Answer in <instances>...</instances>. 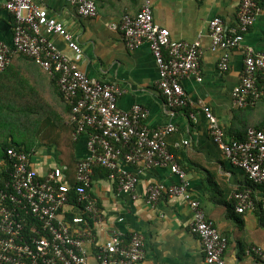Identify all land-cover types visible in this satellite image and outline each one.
I'll use <instances>...</instances> for the list:
<instances>
[{
	"label": "crops",
	"instance_id": "obj_1",
	"mask_svg": "<svg viewBox=\"0 0 264 264\" xmlns=\"http://www.w3.org/2000/svg\"><path fill=\"white\" fill-rule=\"evenodd\" d=\"M92 1L98 10L96 18H84L79 7L68 0H35L65 25L81 54L73 52L62 38L50 35L57 49L90 78L119 86L121 111L140 105L149 111L150 128L176 126L177 131L166 139L167 147L186 172L192 196L228 238L227 264H264L259 255L264 254V190L225 157L210 134L203 111L207 107L218 119L227 142L245 140L250 129L264 130V97L247 109L237 108L232 97L244 73L245 50L264 53V0L242 47L228 51L211 49L209 22L221 17L227 28L235 29L239 0H152L154 22L168 29L172 40L201 46L202 82L193 77L182 81L194 104L186 109L166 105L149 44L129 50L122 32L111 27L127 15L135 17L142 0ZM13 39L14 17L0 0V42L13 46ZM225 55L228 70L222 71L220 62ZM185 141L189 144L184 145ZM87 142L86 135L75 138L70 108L56 80L27 56H14L0 75V146L24 144L41 175L62 167L74 183L78 163L90 155ZM122 166L139 180L132 194L119 192L107 170L95 172L89 194L101 216L94 224L96 243L87 245L89 264H98V247L114 232L125 239L134 233L142 236L145 257L139 264H206L201 241L190 229L193 212L186 201L163 194L152 206L147 199L151 186L179 185V178L167 167ZM244 190L251 192L257 208L242 215L236 211L233 195Z\"/></svg>",
	"mask_w": 264,
	"mask_h": 264
},
{
	"label": "built area",
	"instance_id": "obj_2",
	"mask_svg": "<svg viewBox=\"0 0 264 264\" xmlns=\"http://www.w3.org/2000/svg\"><path fill=\"white\" fill-rule=\"evenodd\" d=\"M79 7L84 18H96L98 10L92 0H68ZM14 17L13 46L0 42V75L16 55L32 59L57 82L64 101L70 106V123L75 138L86 135L89 157L78 163L75 182L67 170L53 168L41 175L33 165L32 154L10 149L0 161V264H89L87 245H95L94 224L101 212L89 194L95 169L103 168L118 184L121 193H134L137 176L124 165L146 169L167 167L176 175L179 185L148 189V202L154 206L167 194L182 198L193 212L190 229L201 241L206 264H227L228 238L207 217L200 202L190 192L186 172L168 149L166 139L177 131L175 125L152 129L149 111L135 105L121 111L119 86L90 78L80 66L61 53L50 35L62 38L77 55L81 48L65 25L49 15L35 0H4ZM258 0H239L237 27L229 29L221 17L209 22L213 51L242 47L244 37L261 13ZM122 32L125 46L135 50L148 43L155 58L158 88L170 109H186L194 105L184 91L182 81L196 78L202 82L200 43L174 41L170 31L154 22L152 0H142L135 16H125L111 25ZM245 68L240 85L233 91L234 105L239 109L254 107L264 97V53L245 50ZM228 70V56L220 62ZM210 134L231 164L243 170L250 181L264 190V131L250 129L244 141L227 142L224 130L203 106ZM184 145L189 142L185 141ZM179 147V145H178ZM238 214L256 210L257 203L249 190L234 193ZM74 213L72 221L67 214ZM264 218V205L262 206ZM91 218V223L89 221ZM114 232L98 247V264H139L144 260V241L134 233L125 239ZM264 261V254L259 253Z\"/></svg>",
	"mask_w": 264,
	"mask_h": 264
},
{
	"label": "trees",
	"instance_id": "obj_3",
	"mask_svg": "<svg viewBox=\"0 0 264 264\" xmlns=\"http://www.w3.org/2000/svg\"><path fill=\"white\" fill-rule=\"evenodd\" d=\"M261 1L262 0H258V3L259 4H261ZM14 58V57H13ZM12 58V59H13ZM62 96V95H61ZM63 98V97H62ZM64 100V99H63ZM69 108H70V106H69ZM70 113H71V108H70ZM260 130H263V129H260ZM264 131V130H263ZM241 141H244V140H240V142ZM10 149H17V150H19V151H25V152H28L29 150L27 149V148H25V145L23 144V145H21V144H19V143H14V144H11V146L9 145V144H6V145H2V146H0V161H2V160H4V158H6V155H7V152L10 150ZM174 153V152H173ZM175 154V153H174ZM176 155V154H175ZM97 170H104L105 171V169H103V168H96L95 169V172L97 171ZM108 172V171H107ZM109 174V173H108ZM99 207V206H98ZM75 216V214L74 213H69V214H67V219L69 220V221H72V219H73V217ZM89 221H90V223H91V218H89Z\"/></svg>",
	"mask_w": 264,
	"mask_h": 264
}]
</instances>
